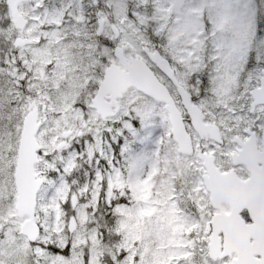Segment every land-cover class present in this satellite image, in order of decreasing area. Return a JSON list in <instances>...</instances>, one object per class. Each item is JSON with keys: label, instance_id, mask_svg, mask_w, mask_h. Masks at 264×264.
<instances>
[{"label": "snow or ice", "instance_id": "1", "mask_svg": "<svg viewBox=\"0 0 264 264\" xmlns=\"http://www.w3.org/2000/svg\"><path fill=\"white\" fill-rule=\"evenodd\" d=\"M0 264H264V0H0Z\"/></svg>", "mask_w": 264, "mask_h": 264}, {"label": "rangeland", "instance_id": "2", "mask_svg": "<svg viewBox=\"0 0 264 264\" xmlns=\"http://www.w3.org/2000/svg\"><path fill=\"white\" fill-rule=\"evenodd\" d=\"M152 127H155L157 129V139L159 137L160 134H162L163 132V126L162 124H154V125H151ZM155 146H156V143L155 141H153L151 144L149 145H146L147 147V150L145 153H150L152 152L154 149H155Z\"/></svg>", "mask_w": 264, "mask_h": 264}]
</instances>
